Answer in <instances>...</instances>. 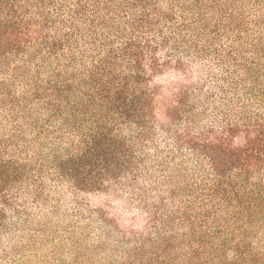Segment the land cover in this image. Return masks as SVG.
<instances>
[{"label":"trees","instance_id":"obj_1","mask_svg":"<svg viewBox=\"0 0 264 264\" xmlns=\"http://www.w3.org/2000/svg\"><path fill=\"white\" fill-rule=\"evenodd\" d=\"M76 142L170 196L143 264H264V0H0V214Z\"/></svg>","mask_w":264,"mask_h":264},{"label":"rangeland","instance_id":"obj_2","mask_svg":"<svg viewBox=\"0 0 264 264\" xmlns=\"http://www.w3.org/2000/svg\"><path fill=\"white\" fill-rule=\"evenodd\" d=\"M160 83L164 89L177 84L172 78ZM80 144L59 149L63 156L76 154L80 159L64 162L60 173L49 169L40 196L15 201L0 214V264L153 262V250L161 245L156 215L161 199L170 196H160L161 188L153 189L147 180L135 189L126 182L108 184V164L81 158L86 147ZM196 176L200 178L198 171ZM190 177L182 175L174 182L181 202L190 196ZM145 190H153L151 197ZM3 208L0 205V211Z\"/></svg>","mask_w":264,"mask_h":264}]
</instances>
